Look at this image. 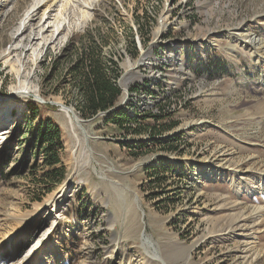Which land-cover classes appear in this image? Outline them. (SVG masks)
I'll list each match as a JSON object with an SVG mask.
<instances>
[{
    "label": "rangeland",
    "instance_id": "rangeland-1",
    "mask_svg": "<svg viewBox=\"0 0 264 264\" xmlns=\"http://www.w3.org/2000/svg\"><path fill=\"white\" fill-rule=\"evenodd\" d=\"M56 2L46 18L59 9L61 40L45 28L37 35L45 6L24 32L32 0H0V264H161L140 236L166 264H248L237 237L216 234L215 219L229 223L225 214L254 208L263 214L245 220L253 224L247 247L262 254L253 263L264 264V52L254 48L264 43V0ZM98 27L108 33L105 54L118 61L121 95L107 112L84 117L60 55L70 37L76 43ZM252 36L260 42L241 41ZM7 53L21 57L35 98L11 97L18 80ZM51 101L80 120L87 136L77 131L78 149L89 145L88 160H74L66 109ZM35 103L40 113L31 121ZM117 107L129 122L118 121ZM41 119L60 128L62 180L47 173L35 145Z\"/></svg>",
    "mask_w": 264,
    "mask_h": 264
},
{
    "label": "trees",
    "instance_id": "trees-1",
    "mask_svg": "<svg viewBox=\"0 0 264 264\" xmlns=\"http://www.w3.org/2000/svg\"><path fill=\"white\" fill-rule=\"evenodd\" d=\"M142 27L145 28L143 24H140L139 30ZM124 28L126 39L130 41L128 44L131 46L129 54L131 57L136 56L138 51L133 39V30L128 26ZM101 31H103L101 27L85 29L76 43L73 42L76 38L70 37L65 44L63 54L60 55L67 60L63 79L66 82L67 75L70 79L67 81L71 84L76 99L73 102V108L84 117H93L98 113L107 112L116 105L121 95V89L116 82L121 74L120 67L117 60L105 54L104 47L108 41V33L102 34ZM113 112L118 115V121H130L129 116L123 113L120 107L113 109ZM39 113V106L36 103L33 104L30 120L35 121ZM60 136V128L54 121L41 119L37 123L34 142L39 147L45 164L52 167L47 173L53 176L57 172V177L62 180L64 166L60 161L59 153L64 146Z\"/></svg>",
    "mask_w": 264,
    "mask_h": 264
},
{
    "label": "bare ground",
    "instance_id": "bare-ground-1",
    "mask_svg": "<svg viewBox=\"0 0 264 264\" xmlns=\"http://www.w3.org/2000/svg\"><path fill=\"white\" fill-rule=\"evenodd\" d=\"M57 0H32V3L30 5V7L27 9V11L25 12V17L22 19L21 21V26L22 28L24 29V32H25V29H27L26 26H28L31 18L33 17V14L39 9V7L41 6H45L44 7V10L42 13V16L44 19H48V21L46 22L45 20H43V25L41 27L38 28L37 30V35L39 33H43V30L44 28L45 29H48L50 34H51V37H50V40L51 39H57V40H61L63 38V34L61 32V29L64 28V22L62 21H59L57 20L56 21V18H58L59 16V9L57 11V16L55 17H51L52 18H46L47 16V9L49 8L50 4H53L55 3ZM68 1V0H67ZM57 3V2H56ZM84 5L87 7V6H90L91 2H88V1H84L83 2ZM49 4V5H48ZM83 5V6H84ZM84 6V7H85ZM60 7V6H59ZM85 7V8H86ZM41 10V9H40ZM57 10V9H56ZM39 12V11H38ZM39 14V13H38ZM49 15V14H48ZM36 16V15H35ZM38 18V17H37ZM36 19V18H35ZM39 20V19H38ZM34 21V20H33ZM40 21V20H39ZM39 21H36V22H39ZM45 24V25H44ZM29 27V26H28ZM31 28V27H30ZM29 30V29H28ZM34 30V29H33ZM36 31V30H35ZM23 33V32H22ZM27 34V33H26ZM28 38L30 39L31 38V32H28L27 34ZM48 36V35H47ZM50 36V35H49ZM34 38V37H33ZM28 39V40H29ZM246 39V38H245ZM49 40V41H50ZM242 42H249L252 46H254V44L256 42H260L259 41V38H256V37H250L249 39H246V40H241ZM263 43V42H261ZM260 44V43H259ZM261 46L258 48V47H254L255 48V52L258 50V52L262 53L264 52V43L263 45L260 44ZM256 46V45H255ZM34 52H35V49L33 50L32 54H31V58H32V61H34L33 59L35 58V55H34ZM4 57V60L11 65V70H13L15 72V75L17 77V80H18V84L14 87H11V97H16L17 99L19 98H26V97H33L35 98V93L36 91L32 90V88L29 86V82L26 80V79H22L24 74H23V71L24 69L22 68V64H20L22 62L21 60V57H17V56H12L10 57L9 56V53H7L6 55L3 56ZM261 57V56H260ZM264 57V56H263ZM143 64V62H141ZM61 109H65V108H61ZM139 110V109H138ZM65 115L67 116L68 120H69V124H70V128L72 129V132L74 134V137H75V149L72 150V153H73V156H74V160L76 162H79L80 163V160L79 158H81V156H85L86 154V157H83L85 160H88L90 157V153H91V148L89 147V145H86L85 147H81L80 149H78V147H80V135H82L81 137L82 138H85L87 136V134L84 132V130H82V128L80 127L81 124L79 122H77L78 118L72 114L69 113L70 111L66 109V111H69V112H66L65 110H62ZM3 114H4V111H3ZM4 116H2L3 118ZM80 121V120H79ZM5 122V121H4ZM80 131V135L78 134V132ZM4 130L1 129L0 133H2ZM78 131V132H77ZM87 144V143H86ZM90 148V149H89ZM83 149V150H82ZM93 152V151H92ZM88 156V158H87ZM224 163V162H223ZM222 163V164H223ZM228 163V162H226ZM225 163V164H226ZM220 166V165H219ZM226 166V165H225ZM229 166V165H227ZM222 168V167H221ZM217 169V168H216ZM98 176H100L102 179L105 177L103 173L101 172H97ZM64 198V195L61 194V195H54V197H51L50 199H48L47 201V205H51V207H54L55 204L58 203V201H61L63 200ZM263 208V207H262ZM229 209V208H228ZM233 209V208H232ZM259 209V208H258ZM258 209L255 208L253 210H248L245 211V210H240L239 211H234V213H230V214H225V218H226V221H227V218L230 219L231 217H233L234 219H232L231 221L233 222H229V223H225V220L224 219V213L221 214L223 215L222 217L218 216L217 219H215L216 221L219 222V225L220 226L218 228V230H216V234L218 233V231H221L220 235H223L222 236V239L223 237H225V235L227 236V238H235L237 237V240L235 241L236 242V248L241 250V252H243V254L245 253V256H244V260H245V263L249 260L250 263L248 264H255V262L257 261V259L262 255V254H259L257 252H253L251 255H250V251H248V240L247 239H250V237L252 236L251 233H252V225L253 224H250V226L246 223V219L251 222L253 221L254 222V219H258L261 214H260V211H258ZM231 211V210H230ZM227 212V211H226ZM214 220V219H213ZM229 221V220H228ZM247 221V222H248ZM215 222V221H213ZM226 224V225H225ZM259 224V223H258ZM258 226V225H257ZM255 229V228H254ZM213 233V231H212ZM142 235V234H141ZM219 235V236H220ZM15 237V236H14ZM13 235L12 236H9L7 238V241H6V244L8 245H11L10 242L12 241V239L14 238ZM141 240H142V243L144 246H146L148 249H150V252H151V256L153 257V259H156V260H159L161 262V264H166V262L164 260L161 259V257L157 254L156 252V249L153 247V244L152 242L144 237V236H140ZM218 237V236H217ZM238 237H240V240H238ZM220 238V237H219ZM230 241V240H229ZM235 244V243H234ZM238 251V250H237ZM15 252V249L14 247H10V254H14ZM252 257V258H251ZM171 260V259H170ZM253 260H256L254 263H253ZM165 262V263H164ZM186 264V263H185Z\"/></svg>",
    "mask_w": 264,
    "mask_h": 264
},
{
    "label": "water",
    "instance_id": "water-1",
    "mask_svg": "<svg viewBox=\"0 0 264 264\" xmlns=\"http://www.w3.org/2000/svg\"><path fill=\"white\" fill-rule=\"evenodd\" d=\"M38 99L41 101V102H44V100L41 98V97H39L38 96ZM50 104L52 105V104H54V105H57L58 107H61V108H65V109H67V110H69L70 112H72V114L73 115H75L74 114V111H72V108L71 107H67L66 105H64V104H62V103H60V102H58V101H51L50 102ZM78 121L77 122H79L80 123V121H79V119H77Z\"/></svg>",
    "mask_w": 264,
    "mask_h": 264
},
{
    "label": "built area",
    "instance_id": "built-area-1",
    "mask_svg": "<svg viewBox=\"0 0 264 264\" xmlns=\"http://www.w3.org/2000/svg\"><path fill=\"white\" fill-rule=\"evenodd\" d=\"M121 88V87H120Z\"/></svg>",
    "mask_w": 264,
    "mask_h": 264
}]
</instances>
